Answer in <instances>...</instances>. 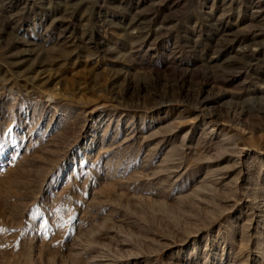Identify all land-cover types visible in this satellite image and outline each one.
<instances>
[{
  "label": "rangeland",
  "instance_id": "obj_1",
  "mask_svg": "<svg viewBox=\"0 0 264 264\" xmlns=\"http://www.w3.org/2000/svg\"><path fill=\"white\" fill-rule=\"evenodd\" d=\"M0 264H264V0H0Z\"/></svg>",
  "mask_w": 264,
  "mask_h": 264
}]
</instances>
